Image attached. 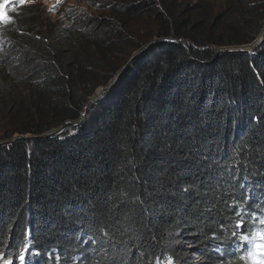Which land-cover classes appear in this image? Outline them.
I'll return each instance as SVG.
<instances>
[{
    "label": "trees",
    "instance_id": "obj_1",
    "mask_svg": "<svg viewBox=\"0 0 264 264\" xmlns=\"http://www.w3.org/2000/svg\"><path fill=\"white\" fill-rule=\"evenodd\" d=\"M247 1L214 22L212 2L174 17V0H89L112 13L53 24L26 6L3 26L4 140L30 137L0 148V264H255L253 241L226 255L212 239L241 234L236 205L254 215L243 234L264 231V43L218 51L263 30L264 1ZM145 19L156 31L137 42ZM154 38L176 43L146 49L82 126L42 137L78 122Z\"/></svg>",
    "mask_w": 264,
    "mask_h": 264
},
{
    "label": "rangeland",
    "instance_id": "obj_2",
    "mask_svg": "<svg viewBox=\"0 0 264 264\" xmlns=\"http://www.w3.org/2000/svg\"><path fill=\"white\" fill-rule=\"evenodd\" d=\"M136 1L139 2L140 0H136ZM161 1H163V0H155L156 3L157 2L160 3ZM231 1L234 2V0H174L173 4L175 6L173 9V16L179 17L180 15H182L183 11L186 10L187 5H189V7H191V8H200L202 5H208L206 7L209 8V6H211L210 3L212 2V15H211L210 20L212 22H214L218 19V17H220L222 15L224 10L231 3H233ZM259 1H262V0H256V2H255V0H249L245 3V5H254L256 3L255 5H256V7H258ZM88 2H89V0H24V2L22 3L21 0H0V30L2 29V27L5 24L11 23L15 17V14H17L21 8L26 7V6L35 7L41 13V15L43 16V19L44 20H46V19L51 20L52 24L56 23L58 21H61L62 17L69 10H75L78 13L82 12L83 14L89 13V15H91V13H92L93 15L102 16V17H105V16L112 13L108 9H101L98 11L88 10L87 9V3ZM258 8H260L261 12L264 14V6H261ZM4 17H7V19L5 20ZM185 17L186 16H184V18ZM155 31H156L155 23L152 22L150 19H145L143 21L137 22L136 24H134L132 26V32L133 33H131V36L137 42H142V40L153 35ZM261 33H264V22H263V30L261 31ZM261 33H260V35H261ZM260 35L252 44L245 46L247 51L250 50L248 55L256 56L258 54V52L261 51V48H262L263 43H264V35L263 36H260ZM259 37H261L262 39L261 38L259 39ZM157 40H159V39L154 38L152 40V42L157 41ZM170 40H174V38L170 39ZM257 40H259V42L256 43ZM146 47L147 46L141 48L138 51H141V50L145 49ZM235 48H240V47H230L228 49L221 48L218 51L222 54L227 50L229 51V50H232ZM9 49L10 50L12 49L11 45L9 46ZM127 50H128V48H127ZM129 51H130V49H129ZM129 51H128V53H129ZM138 51H136V52H138ZM222 51H224V52H222ZM259 54L261 55L262 53L259 52ZM13 58L17 59V56H13ZM103 88L104 87H100L99 89L103 90ZM99 89H97V91ZM97 91L95 92V94L97 93ZM94 95L90 99H92L94 97ZM89 104H90V101H89ZM1 107H2V105L0 103V108ZM0 116H1V112H0ZM8 134L9 133H7V128H6L4 122L2 121V119L0 117V142L11 141V140H4L5 138H7ZM15 136H18V135H15ZM15 136H13V138ZM13 138H12V140H13ZM256 231L257 230H254L253 234ZM255 242H258V241H255ZM253 245H254V243H253ZM259 259H264V256L259 257ZM171 260H172L173 264H178L175 262L174 259H171ZM165 264H168V261ZM255 264H256V261H255Z\"/></svg>",
    "mask_w": 264,
    "mask_h": 264
},
{
    "label": "snow or ice",
    "instance_id": "obj_3",
    "mask_svg": "<svg viewBox=\"0 0 264 264\" xmlns=\"http://www.w3.org/2000/svg\"><path fill=\"white\" fill-rule=\"evenodd\" d=\"M23 3L24 0H21ZM6 20L7 17H4ZM256 203H261L260 199L256 200ZM236 210L233 212V215L237 217V220L235 222V228L241 229L242 232L240 235H237L236 232L231 233L232 240L225 239H218L217 234L214 232L212 239L214 242H216V248L214 249L217 252H225L227 254H234L235 248H239L241 246V243H244L245 245L251 241L254 242L253 250L248 252V256L251 257L256 261V264H264V259H259V257L264 256V231H256L251 237L247 234H243V231L248 230L251 226L247 225L244 221V214L246 212L249 213V220L254 219V215L249 212L248 209L241 210L239 209L238 205L235 206ZM259 223L264 224V219H261ZM223 234L221 230V235ZM218 241V242H217ZM258 241V242H255ZM235 244V248L232 247V244ZM38 252H31L29 255H38ZM20 261L21 264H23L24 261V255H20ZM241 259H244V257H241ZM7 264H11V261H8ZM168 264H173L172 260H168Z\"/></svg>",
    "mask_w": 264,
    "mask_h": 264
},
{
    "label": "water",
    "instance_id": "obj_4",
    "mask_svg": "<svg viewBox=\"0 0 264 264\" xmlns=\"http://www.w3.org/2000/svg\"><path fill=\"white\" fill-rule=\"evenodd\" d=\"M169 43H176L174 40H170V39H163V40H157L154 42H151L150 45H148L145 49L136 52L128 61V63L123 67V69L115 76V78L111 81L110 86L107 90L104 91V93L101 95V97L99 98V100H97L96 102L92 103L91 105L87 106L85 109V112L82 114V118L76 122V123H69L64 127L58 128L54 131H51L47 134H44L42 137H55L59 134H61L63 131L73 128V127H80L83 125V123L85 122V119L87 117V115L89 114L90 110L93 108V106L101 103L105 98L108 97V95L111 93V91L115 88V86L119 83L121 76L123 75V73L128 69V67L136 60L138 59L140 56H142L145 52L146 49L149 48H153L159 45H165V44H169ZM224 52V51H222ZM229 52H242L246 55L249 54V51L246 50L245 46H242L240 48H235L232 50H229ZM30 137V135L27 136H15L13 138V140L7 142V141H3L0 142V148L4 147V146H8L11 145L12 143H14L17 139H21V138H27Z\"/></svg>",
    "mask_w": 264,
    "mask_h": 264
},
{
    "label": "bare ground",
    "instance_id": "obj_5",
    "mask_svg": "<svg viewBox=\"0 0 264 264\" xmlns=\"http://www.w3.org/2000/svg\"><path fill=\"white\" fill-rule=\"evenodd\" d=\"M261 39H262V38H261ZM245 48H246V47H245ZM249 51H250V50H249ZM110 83H111V82H110ZM109 86H110V84H109L108 86L104 87V88H103V91L107 90V89L109 88ZM103 93H104V92H103ZM103 93H102V94H103ZM102 94H101V95H102ZM100 97H101V96H100ZM100 97H99V98H100ZM99 98L96 99L95 101H93V103L96 102L97 100H99ZM91 104H92V103H91ZM91 104H88L87 106H89V105H91ZM87 106H86V107H87ZM85 109H86V108H85ZM64 132H65V131H64ZM8 142H9V141H8ZM261 219H263V218H261ZM253 228H256V226H254ZM257 229H259V231H262V228H256V229H254V230H257Z\"/></svg>",
    "mask_w": 264,
    "mask_h": 264
},
{
    "label": "clouds",
    "instance_id": "obj_6",
    "mask_svg": "<svg viewBox=\"0 0 264 264\" xmlns=\"http://www.w3.org/2000/svg\"><path fill=\"white\" fill-rule=\"evenodd\" d=\"M6 25V24H5ZM3 28V27H2Z\"/></svg>",
    "mask_w": 264,
    "mask_h": 264
}]
</instances>
